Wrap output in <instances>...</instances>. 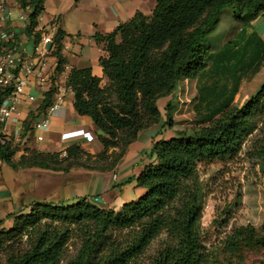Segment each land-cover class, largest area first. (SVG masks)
<instances>
[{
  "label": "trees",
  "instance_id": "obj_1",
  "mask_svg": "<svg viewBox=\"0 0 264 264\" xmlns=\"http://www.w3.org/2000/svg\"><path fill=\"white\" fill-rule=\"evenodd\" d=\"M17 1L30 9L25 33L38 40L35 29L44 0ZM228 7L241 29L211 54L204 41ZM262 13L264 0H157L150 15L136 12L112 32L95 33L93 39L103 51L99 66L105 83L90 68L72 69L66 87L73 94L76 114L90 118L97 129L102 146L97 155L72 144L64 156L27 148L14 160L12 141L2 135L0 123V162L13 170L38 168L67 174L80 167L101 172L80 162L93 158L96 164L117 148L120 153L113 162L117 165L141 131L162 126L158 100L174 94L180 80L208 79L199 87L198 127L174 135L159 131L153 139L146 153L150 162L135 178V187L145 190L136 201L114 210L86 198L74 204L30 200L28 211L16 215L13 226L0 232V251L7 240L23 236L29 248L0 264H58L74 235L81 246L68 264H137L162 234L167 240L150 264H213L211 253L199 240L198 166L234 160L242 143L262 124L248 156L264 168V81L243 105H233L241 80L252 78L264 65V45L257 35L246 32V26ZM64 36L60 29L54 35L57 73L63 72L66 63L61 54ZM54 99L55 91L50 89L34 116L23 122L32 128L31 120L45 115ZM245 240L264 251V234L259 236L247 227L236 231L226 246L228 252Z\"/></svg>",
  "mask_w": 264,
  "mask_h": 264
},
{
  "label": "crops",
  "instance_id": "obj_2",
  "mask_svg": "<svg viewBox=\"0 0 264 264\" xmlns=\"http://www.w3.org/2000/svg\"><path fill=\"white\" fill-rule=\"evenodd\" d=\"M156 1L44 0L43 11L38 17V26L35 30H46L51 26H56L57 30L60 29L65 33L61 50L66 62L63 72H56L57 64L54 57L48 59L46 70L51 74L54 91L65 89L66 92L62 107L54 116L48 119V129L41 132L34 130L33 138L35 141L27 143L24 146V150L18 154V157L23 155L27 148L42 153H55L62 152L72 144H78L84 151L93 156L102 151L100 145L94 148L88 144L90 141H86L81 137L68 139L63 135L79 130L88 132L94 137H97L98 134L90 118L79 116L74 111V97L72 92L66 87L68 74L72 69L90 68L92 75L100 78L102 83H105L106 79L102 68L99 66V58L102 56L103 51L102 47L94 41V34L112 32L119 24L130 20L136 12L150 15L156 5ZM9 11L8 28L16 32L20 42L29 46L32 40L25 34L23 23L17 19V11L13 4L10 5ZM235 27L237 28L236 32H239L241 25L236 22ZM246 32L248 35H257L264 45L263 13L246 26ZM231 38L227 36L225 42L215 52L210 49V53L215 54L218 52ZM27 93L35 95L37 100L34 103L23 102L19 106L18 112L13 116L10 138L12 142L19 141L21 133L18 129L22 127V122L27 118L28 114L37 109L42 100L40 93L33 86L28 88ZM37 119H42V115L34 120L33 125ZM159 127L152 126L141 131L146 134L142 140H140L139 135L141 132L138 134L136 140L128 146L127 154L117 165L115 171L117 179L114 180L107 173L88 172L82 168H75L67 174H62L38 168L13 170L5 163L0 162V221H3V224L9 223L11 218L21 214L23 210L25 212L28 211L26 206L30 201V196H32L33 201H44L43 199L52 193H55L52 199L57 203L93 197L97 200H103L105 207L118 210L125 202H123L122 196L119 197L117 193L119 191L123 192L120 187L123 186L124 188L126 183L135 182L137 175L150 162L146 158V153L150 150L153 139L157 137L159 132L157 128ZM38 135L42 137V140L38 141L36 139ZM17 159L14 156V160ZM52 176L59 179L58 182L47 185V177ZM99 194V197H102L101 199L96 198Z\"/></svg>",
  "mask_w": 264,
  "mask_h": 264
},
{
  "label": "rangeland",
  "instance_id": "obj_3",
  "mask_svg": "<svg viewBox=\"0 0 264 264\" xmlns=\"http://www.w3.org/2000/svg\"><path fill=\"white\" fill-rule=\"evenodd\" d=\"M235 24L233 9L228 7L222 12L219 21L214 25L212 32L204 41V45L210 47L209 52L210 49L215 52L225 42L227 36L232 37L236 33ZM261 69L260 73L254 78L241 80L238 92L234 97V106L240 107L243 105L259 88L264 81V65ZM206 77L202 76L199 80H180L177 83L178 86H176L174 94L168 98L158 100L157 104L161 113L162 126L157 129L162 131L164 135H174L178 132L188 133L198 127L199 118L196 116L198 92L199 87L205 85V82L208 81ZM33 112H30L28 116L30 114L34 116ZM28 116L25 120L30 118ZM33 122L31 120L32 128L29 123L22 122L20 139L17 142H12V147L15 149V158H19L18 154L24 150V146L27 143L35 141L33 138ZM26 127L29 130H26ZM262 129V124H259L257 131L242 143L240 153L234 160L198 166V177L201 185V218L198 223L199 240L211 253L213 264H260L264 257L262 248L246 240L239 242L238 247L232 252H228L226 247L238 229L252 227L256 230L257 235L264 234L261 231L264 223V168L258 164L256 159L248 156L252 143L260 137ZM139 135L140 140L146 136L142 132ZM88 144L94 148L97 145L101 146L96 136ZM119 153L120 149H110L107 152V159L103 161L95 164V159L92 158L89 161L83 159L80 163L89 165V167H97L101 172H95L107 173L114 180L117 179L115 171L120 162L115 166L113 162ZM75 168L80 167L72 169ZM84 170L91 171L89 169ZM58 180L53 178V176L47 177L46 184H56ZM134 185L135 182L132 183L130 181L125 184L124 188L123 186L120 187L123 192L119 191L117 194L119 197L122 196L123 202L136 201L144 193L145 190L135 188ZM54 194L52 193L43 200L52 204H74L77 202L75 200L57 203L52 199ZM100 194L96 198L101 199L102 197H99ZM29 198V200H32V196ZM87 199L100 208L105 207L103 200H97L93 197H88ZM13 222L14 218H11L9 223L0 227V232L11 228ZM166 240L167 236L162 234L153 241L137 264H150L155 252L162 247ZM80 246V239L77 235H74L66 244L64 255L58 264H68L76 256ZM28 248L29 241L26 236L7 240L0 251V263H4L10 257L25 252Z\"/></svg>",
  "mask_w": 264,
  "mask_h": 264
},
{
  "label": "built area",
  "instance_id": "obj_4",
  "mask_svg": "<svg viewBox=\"0 0 264 264\" xmlns=\"http://www.w3.org/2000/svg\"><path fill=\"white\" fill-rule=\"evenodd\" d=\"M13 4L17 13L18 20L26 27L28 13L30 9L22 8L17 0H0V123L2 135L11 140V120L18 112L19 106L24 103H34L37 100L35 95L27 93L30 86H33L42 99L43 95L53 89L51 74L46 70L47 61L53 58L55 49L54 35L57 31L56 26H51L46 30L36 31L39 39L32 40V43L24 44L18 39L16 32L9 29L7 19L10 16V5ZM27 12V13H26ZM55 58V57H54ZM65 89L55 92V99L52 105L46 110L42 119H37L34 123V130L41 132L48 129V119L56 114L62 107ZM21 131V128L18 129ZM68 139L81 137L86 141H92L94 136L82 130L63 134ZM38 141L42 137H36ZM12 141V140H11ZM65 155V151L61 152Z\"/></svg>",
  "mask_w": 264,
  "mask_h": 264
},
{
  "label": "water",
  "instance_id": "obj_5",
  "mask_svg": "<svg viewBox=\"0 0 264 264\" xmlns=\"http://www.w3.org/2000/svg\"><path fill=\"white\" fill-rule=\"evenodd\" d=\"M263 15H264V13H263Z\"/></svg>",
  "mask_w": 264,
  "mask_h": 264
}]
</instances>
